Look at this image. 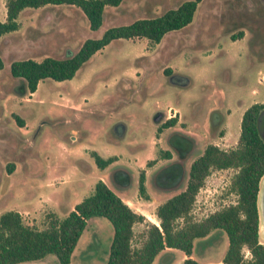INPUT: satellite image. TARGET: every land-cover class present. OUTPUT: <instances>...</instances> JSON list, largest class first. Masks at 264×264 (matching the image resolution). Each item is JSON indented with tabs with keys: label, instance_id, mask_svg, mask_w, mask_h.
I'll return each instance as SVG.
<instances>
[{
	"label": "rangeland",
	"instance_id": "374dc122",
	"mask_svg": "<svg viewBox=\"0 0 264 264\" xmlns=\"http://www.w3.org/2000/svg\"><path fill=\"white\" fill-rule=\"evenodd\" d=\"M182 1L122 0L117 6L104 8L96 30L89 28L87 19L75 6L46 5L18 14V29L0 38V118L15 133L6 146H0V156L6 154L0 157V213L17 211L24 224L42 229L47 214L64 217L101 180L130 209L145 217L132 227V245H137L147 224L158 225L156 205L174 193L163 191L153 182V173L176 158L167 142L170 133L177 131L193 140L184 162L187 168L208 144L233 148L243 111L260 103L263 110L259 133L264 138V0H200L191 22L164 35L160 44L145 38L112 42L96 51L71 79H45L32 93H13L15 80L7 72L10 61L62 56L66 49L76 50L84 39L100 37L109 27L160 15ZM4 17V0H0V21ZM195 23L201 30L196 43L189 47L177 44L167 58L157 60L143 77L141 97L134 95L132 101L126 102L129 94L125 92L124 99L117 98V87L134 86L142 66L148 64L147 58L154 56L161 44L171 43ZM254 30L263 36L252 43L249 41ZM238 32L241 38L233 40L232 35ZM164 67L186 75L189 87L168 86L162 74ZM103 103L111 109L75 115ZM168 107L176 111L175 122L164 127ZM214 109L222 115L217 126L209 119ZM158 110L162 111V118L154 121ZM118 122L126 126L123 137L109 134ZM23 137H29L31 144H26ZM92 151L114 160L99 169L91 157ZM164 151L170 152L169 158L163 156ZM10 165L12 171L8 172ZM116 167L129 172L126 186L111 181L110 172ZM140 173L144 183L142 196L137 191ZM233 173L230 168L210 171L195 196L191 210L194 219L234 203L236 196L228 189ZM263 179L264 176L259 183ZM182 181L181 186L185 179ZM111 237L112 227L107 219L89 218L68 264H105ZM207 237L205 242H193L198 263L215 261L226 249L223 231H213ZM259 238L264 243L261 229ZM242 251L244 258H249L248 251ZM181 254L168 249L152 264H174ZM18 264H57V260L47 254Z\"/></svg>",
	"mask_w": 264,
	"mask_h": 264
},
{
	"label": "trees",
	"instance_id": "16d2710c",
	"mask_svg": "<svg viewBox=\"0 0 264 264\" xmlns=\"http://www.w3.org/2000/svg\"><path fill=\"white\" fill-rule=\"evenodd\" d=\"M121 1L4 0L5 17L0 21V38L18 29L17 16L27 8L75 6L87 19L89 28L96 30L101 24L104 8L117 6ZM199 1L184 0L160 15L109 27L99 38H86L76 50L66 49L62 56L56 58L46 56L39 61L31 58L12 60L7 72L15 80L13 93L19 96L32 93L38 82L45 79L56 82L71 79L97 50L112 39L145 38L150 43H158L164 35L180 30L191 22ZM240 37L241 32L232 35L233 40ZM1 68L3 60L0 56ZM262 110V104L253 103L243 111L233 148L220 149L208 144L187 168L184 162L192 150V138L177 131L168 135V145L176 158L153 173V182L163 191L174 193L156 205L154 214L158 225L147 224L137 245H132V227L144 221L145 217L130 209L103 181L97 180L92 192L77 202L64 217L47 214L46 225L42 229L24 224L17 211L1 212L0 264L35 261L47 254H53L57 264H68L86 221L92 217H103L112 227L105 264H151L164 249L181 251L186 256L181 264H201L189 258L193 242L209 236L213 231H223L227 238V246L220 260L222 264H264V243L258 241L257 209L259 181L264 175V138L259 133ZM174 122L175 119H172L163 126L173 125ZM90 154L99 169L114 160L113 157L102 158L95 151ZM169 155V151H164L165 158H169ZM227 168L234 170L228 186L229 191L236 196L234 203L201 219H194L191 215L192 206L206 176L211 170ZM7 171H12V165ZM129 176L119 167L110 172L111 181L119 186H126ZM183 178L185 182L181 186ZM137 191L141 196L144 194L142 173L138 176ZM244 248L249 258H244Z\"/></svg>",
	"mask_w": 264,
	"mask_h": 264
},
{
	"label": "flooded vegetation",
	"instance_id": "af4514ba",
	"mask_svg": "<svg viewBox=\"0 0 264 264\" xmlns=\"http://www.w3.org/2000/svg\"><path fill=\"white\" fill-rule=\"evenodd\" d=\"M200 34H201V30L198 28V25H196V23H195L191 26L189 31H183L181 33V35L179 37L177 36L171 43L166 41L163 44H161V47H159L160 49L155 53V55L150 57V58H147L148 64L142 66V74H140V78H138V80L134 83V86H129L125 89L117 87L118 88V90H117V96L118 97L117 98L121 99V98L125 97V95H124L125 92H127L129 94V98L127 100H125L126 102L132 101L134 99V95H138L139 97H141L143 95V92H144L143 91L144 89L142 86L143 77H146V75H148L150 73V71H151L150 68H152V66L155 64V62H157V60L163 61V59L167 58V56L173 51V49H175L174 47L177 46V44L178 45H184V47L185 46L189 47L190 43L195 44L196 43L195 40H197V37ZM262 36L263 35H261L260 32H258V30H254L253 34H251V39L249 42L253 43L256 40H259V38H262ZM92 38H95V37H92ZM96 38H99V37H96ZM163 38H164V36L159 40L158 43H155V44H160V42ZM122 39H124V38L112 39L111 41L108 42V44H110L112 42L116 43L117 41L122 40ZM191 40H192V42H191ZM252 43H250V44H252ZM64 53H65V51H64ZM162 74H163L168 86L182 87L183 89L189 87L188 77L182 73H179L177 71H173L169 68L164 67V68H162ZM128 83H130V80H128ZM185 83H188V84L186 86H184ZM97 109H99L100 111L105 113L106 111H109V109H111V107H110V105L103 103V104H99L96 106L94 105L92 107H89L88 110L87 109L79 110V111H77V113L75 115L78 116L82 112L83 113L89 112L90 114H94V112H96ZM170 111H171V108L168 107L166 109V112H167V115H166L167 119L166 120L167 121H165V123L174 119L173 117L175 116L176 111L175 110L171 111V112ZM162 115H163L162 111L158 110L153 116L154 121L162 118ZM96 116H97V113H96ZM209 119H210V121H214L215 122L214 124L217 126V125H219V123L222 122V115L219 111L214 109V110H211V112L209 114ZM170 126H172V125H170ZM125 131H126V126L122 122H118V123H115L114 125H112V127L109 130V134L115 133V134L123 137ZM13 134H15V133L7 127L6 120H2L0 118V146L1 145L6 146L5 145L6 141L9 140L10 138H12ZM71 138H73V137H71ZM28 139H29V137H25V138L23 137L22 138V140H25L26 144H31L30 140H28ZM28 146H31V145H28ZM3 156H6V154L1 155L0 157H3ZM119 168H122V170H124V172L127 174L128 171L125 168H123V167H119Z\"/></svg>",
	"mask_w": 264,
	"mask_h": 264
},
{
	"label": "water",
	"instance_id": "95a60500",
	"mask_svg": "<svg viewBox=\"0 0 264 264\" xmlns=\"http://www.w3.org/2000/svg\"><path fill=\"white\" fill-rule=\"evenodd\" d=\"M17 60H22V59H17ZM187 84L188 83H185L184 86H186ZM257 208H258V217L260 220V229L264 233V179L261 180L260 187L258 190Z\"/></svg>",
	"mask_w": 264,
	"mask_h": 264
},
{
	"label": "crops",
	"instance_id": "0c3cea01",
	"mask_svg": "<svg viewBox=\"0 0 264 264\" xmlns=\"http://www.w3.org/2000/svg\"><path fill=\"white\" fill-rule=\"evenodd\" d=\"M95 38H96V37H95ZM263 176H264V175H263ZM263 176H262V177H263ZM262 177H261V178H262ZM259 187H260V183H259ZM257 196H258V194H257ZM257 209H258V208H257ZM259 229H260V220H259V217H258V241H259L260 243H262V241H260V238H259ZM262 233H263V232H262ZM263 236H264V233H263ZM206 238H208V237H204V238L199 239V240H201L199 243H201V242H205ZM167 250H168V249H164V250L161 251L159 254H161V253H163V252H165V251H167ZM159 254H157V255L155 256V258H156ZM222 255H223V254H222ZM222 255H221V257H222ZM221 257H220L219 259L215 260V261L207 260V261H205V262H201V264H205V263L222 264V263L220 262ZM155 258L153 259V261L155 260ZM185 258H186V256L182 253V254L179 256V259H178L174 264H181L182 260L185 259ZM189 258H192L193 260L197 261V260L195 259V257H194L193 251H192L191 255L189 256ZM153 261H152V263H153ZM197 262H198V261H197ZM152 263H151V264H152Z\"/></svg>",
	"mask_w": 264,
	"mask_h": 264
}]
</instances>
